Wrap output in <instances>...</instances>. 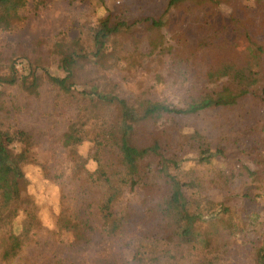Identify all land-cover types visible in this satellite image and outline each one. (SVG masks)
<instances>
[{
    "label": "trees",
    "instance_id": "1",
    "mask_svg": "<svg viewBox=\"0 0 264 264\" xmlns=\"http://www.w3.org/2000/svg\"><path fill=\"white\" fill-rule=\"evenodd\" d=\"M29 1L0 0V34L17 30L24 21L22 12ZM47 1L50 0L41 3ZM255 5L260 10L256 8L254 12L239 6L236 0H165L162 13L135 19L133 23L122 14H109L95 25L82 26L77 50L70 58L62 59L63 68L71 63L75 69L65 68L62 78L45 73L59 97L78 109L77 117L62 136V145L71 161L73 177H81L98 189L97 215L101 219L113 217L127 193L138 189L142 192L121 213L120 235L135 233L146 223H155L154 230L145 232L135 243L132 264H182L198 254L203 255L206 264H229L230 257L244 247L252 264H264V240L248 243L247 239H241L245 234L252 239L251 234L259 223V213H246V207L262 197L256 193L255 183L264 173V44L257 36L259 27L264 29V0H256ZM222 7L232 12L225 15ZM196 10H201L204 16L196 18L201 37L196 43L187 42L183 46L189 51H177L172 58V69L177 65L190 71L194 58L202 63L206 89L191 93L181 108L142 94L127 98L104 70L105 65L119 57L129 69L137 66L133 57L136 52L133 56L120 55L122 37L140 24L146 25L149 32H157L168 27L178 14ZM254 27L258 29L257 35L251 32ZM69 47L70 42L61 36L54 53L62 57ZM19 62L9 67L12 79H2L0 83L18 85ZM31 68L20 82L27 93L38 89V67ZM223 79L227 82L225 87L209 89L208 86ZM195 82L196 79L194 85ZM247 100L255 103L256 108L246 107ZM214 109H241L237 120L241 125L248 121L241 129L242 138L233 153H229L226 136L212 139L205 131L185 130L182 124ZM85 143H93L97 152V157H92L96 163L94 171L87 168L86 159L79 151ZM15 146L21 147L27 164L39 163L33 137L0 120V262L3 264L21 261L41 229L34 203L20 188L23 175L11 155ZM188 156L200 165L212 166L223 161L235 166L215 172L216 178L205 183L198 169L184 166ZM215 182L223 183L219 187L227 193L226 200L211 213L198 211L192 204L206 199L203 192ZM164 199L180 206L182 218L161 204ZM21 213L26 218L16 229L15 222ZM56 230L59 235H71L77 244H88L93 228L89 221L67 207L58 216ZM200 239L213 240V244L209 247L198 244Z\"/></svg>",
    "mask_w": 264,
    "mask_h": 264
},
{
    "label": "rangeland",
    "instance_id": "2",
    "mask_svg": "<svg viewBox=\"0 0 264 264\" xmlns=\"http://www.w3.org/2000/svg\"><path fill=\"white\" fill-rule=\"evenodd\" d=\"M236 4L253 11L256 8L260 10V7H255L256 0H236ZM164 7L165 0H50L45 3H41V0H30L22 12L24 21L17 30L0 34V80H11L10 65L21 61L17 69V77L20 78L18 85L0 83V120L14 129L28 132L33 137L39 160L38 164H27L20 146L11 150L12 158L23 175L20 188L34 203L35 213L41 223L35 244L25 251L21 261L14 264H132L135 243L145 232L154 230L155 223L150 222L142 229L138 228L135 233L119 234L121 213L126 206H131L138 199L142 193L139 189L124 196L113 217L101 219L97 215L98 189L81 177H73L71 161L62 145V136L77 117L78 109L59 97L47 81L45 73L62 78L67 68L75 69V64L71 63L65 65L66 69L63 68L62 59L70 58L77 50L76 41L81 37L82 26L95 25L109 14H122L129 23H133L135 19L162 13ZM222 11L225 15L232 12L227 7H222ZM197 17L203 19L201 10L180 13L171 19L168 27L165 26L157 32H149L146 25H138L129 35L122 37L119 45L122 57L133 56L136 52L133 57L137 60V66L129 69L126 62L119 57L104 66L105 72L120 85L127 98L142 94L152 100L168 101L181 108L186 97L205 90L208 85L201 75L202 63H197L194 58L190 63V71L185 66L180 68L177 65L172 69V58L177 51H189L183 49V46L187 42L196 43L195 40L201 37L197 30ZM256 30L258 31L254 27L251 32L257 35ZM259 31L258 39L264 44V29L260 26ZM61 36L66 37L70 47L59 57L54 53V47ZM27 61L33 64L30 65ZM33 65L38 67V89L35 93H27L20 86V82L22 77L28 76ZM226 85V79H223L208 87L220 89ZM244 104L246 107L255 105L249 100L244 101ZM240 111L241 109H214L181 123L185 130L200 129L212 139L226 136L229 153H233L239 145L237 141L242 138L241 129L248 122L246 120L241 125L237 120ZM79 151L86 159L87 168L94 171L96 163L92 157H97L94 144L85 143ZM186 159L184 166L187 169H198L199 177L205 183L216 178L215 172L228 171L235 166L223 161L206 166L197 161L195 163L192 156ZM215 183L203 192L206 199L192 204L195 209L211 213L221 207L227 193L219 187L223 183ZM255 187L256 193L262 194V197L251 202L246 207V213L257 212L260 219L256 230L251 234L254 237L251 239L245 234L241 238L247 239L248 243L264 240V173L259 175ZM161 204L173 209L176 216L182 218L180 206L172 204L169 199H164ZM67 207L91 224L93 231L88 244H77L71 235L57 233L58 216ZM25 218L26 214L21 213L15 222L16 229H19ZM212 242L213 240L200 239L198 244L209 247ZM246 251L247 248L244 247L239 254H233L229 264H252ZM205 261L203 255L198 254L188 257L182 264H206Z\"/></svg>",
    "mask_w": 264,
    "mask_h": 264
}]
</instances>
